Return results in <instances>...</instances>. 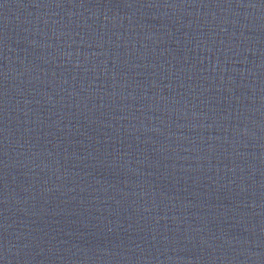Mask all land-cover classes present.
I'll list each match as a JSON object with an SVG mask.
<instances>
[{
  "label": "water",
  "instance_id": "95a60500",
  "mask_svg": "<svg viewBox=\"0 0 264 264\" xmlns=\"http://www.w3.org/2000/svg\"><path fill=\"white\" fill-rule=\"evenodd\" d=\"M0 264H264V0H0Z\"/></svg>",
  "mask_w": 264,
  "mask_h": 264
}]
</instances>
